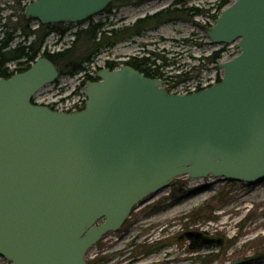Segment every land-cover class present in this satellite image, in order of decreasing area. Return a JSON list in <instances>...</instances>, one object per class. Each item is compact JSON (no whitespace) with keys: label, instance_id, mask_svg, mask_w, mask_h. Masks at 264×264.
<instances>
[{"label":"water","instance_id":"1","mask_svg":"<svg viewBox=\"0 0 264 264\" xmlns=\"http://www.w3.org/2000/svg\"><path fill=\"white\" fill-rule=\"evenodd\" d=\"M116 0H34L24 17L81 23ZM238 42L220 82L175 95L129 66L88 82L85 109L32 97L59 77L39 58L0 78V257L10 264H87V252L178 177L264 181V0H235L207 31ZM190 249L220 245L188 232ZM229 264H243L233 262Z\"/></svg>","mask_w":264,"mask_h":264},{"label":"rangeland","instance_id":"2","mask_svg":"<svg viewBox=\"0 0 264 264\" xmlns=\"http://www.w3.org/2000/svg\"><path fill=\"white\" fill-rule=\"evenodd\" d=\"M222 1H227L226 7L235 0H116L108 11L106 8L87 21L49 25L40 50L42 54L70 48L75 41L74 33L89 25L103 23L105 29L122 30L169 9L177 11L170 21L156 28H144L138 35L101 50L84 65L83 72L59 75L55 83L41 91L45 96L39 97L37 93L33 98L38 103L45 100L41 104H53L52 108L59 111L78 108L85 97L86 83L97 79L100 70L109 69L108 65L122 68L134 58L148 63L154 61L151 68H158L162 87L170 92H191L192 88L216 83L223 74L220 65L238 53L237 43L211 45L207 38V30L213 25ZM28 2L31 0H0V42L10 36L9 49L36 40L35 34L25 39L21 27L13 29L20 17V8ZM54 26L63 33L50 31ZM29 29L39 31V24L31 21ZM220 50L217 61L208 63L206 59ZM25 60L9 62L8 72L13 67H26ZM178 73H184L183 78L188 79L184 84H175L177 81L170 79ZM59 85L67 87L59 93L55 91ZM193 190L200 192L190 195ZM234 209L241 212L228 213ZM256 224L263 225L257 232L243 234ZM158 225L160 230L156 229ZM163 228L166 230L161 231ZM188 232L202 233L221 244L190 249L191 241L184 236ZM107 238L113 241L108 248ZM238 261L264 264V181L254 185L212 176L175 178L163 189L162 195L139 203L118 231L103 236L86 255L87 264H229ZM0 264L10 263L0 257Z\"/></svg>","mask_w":264,"mask_h":264},{"label":"trees","instance_id":"3","mask_svg":"<svg viewBox=\"0 0 264 264\" xmlns=\"http://www.w3.org/2000/svg\"><path fill=\"white\" fill-rule=\"evenodd\" d=\"M17 2L19 0H16ZM119 2V1H117ZM117 2L110 4L105 11H108L112 6ZM128 2V1H126ZM227 1H222L218 7V13L214 16V20L221 13L224 5ZM139 3V2H138ZM199 12V11H198ZM167 14V15H166ZM177 11L170 10L169 12L164 11L158 13L155 16L147 18L145 20H140L135 25L130 28H125L122 30L117 29H105V24L96 23L89 25L86 29L77 31L75 36V41L70 48H67L61 52L57 53H40L42 44L46 37L47 29L49 25L39 26V31H32L29 29V23L33 21L31 18H25L23 14L20 15L18 21L14 24V31L18 27H21L22 34L25 39L29 36L35 34L36 40L28 45H16L14 48L9 49V42L12 40L10 36L6 41L0 42V78L8 79L11 76V73L8 72L6 65L9 62H18L26 59L28 65L22 69H19L18 72L22 73L29 69V63L34 62V60L39 56H43L50 60L59 70V75H76L84 71V65L89 63L95 55H97L101 50L112 48L122 40L135 36L140 33L144 28H156L159 24L164 23L169 19V21L176 17ZM169 15V17H168ZM50 31H62L58 30L57 26H54ZM63 33V32H61ZM222 50L215 52L211 57L206 60L208 63H215L220 57ZM125 65L133 68L140 74H143L146 78L149 79H160V73L157 67L151 68L152 64L155 65V62H149L145 59L137 60L131 59L129 62L124 63ZM110 70L114 69L116 66H107ZM184 73H178L170 77L173 81H177L175 84L184 83L186 80L183 78ZM219 81V80H218Z\"/></svg>","mask_w":264,"mask_h":264},{"label":"bare ground","instance_id":"4","mask_svg":"<svg viewBox=\"0 0 264 264\" xmlns=\"http://www.w3.org/2000/svg\"><path fill=\"white\" fill-rule=\"evenodd\" d=\"M65 87L66 86H60V88L59 89H57V87H55L56 89H55V91H57V90H59L58 92H61V91H63V89H65ZM53 90V89H52ZM162 192H163V190L162 191H159L158 193H156V194H153V195H151L150 197H148L147 199L148 200H150V199H152V198H154V197H157V196H159V195H162ZM200 192V190H193V191H191L190 192V195H197L198 193ZM233 211H240V210H231L230 212H228V213H232ZM241 212V211H240ZM226 224V222L224 223V225ZM263 225V224H262ZM262 225H258V224H256L254 227H251V228H248V229H246L245 230V232L243 233V234H247V233H253V232H257V229L258 228H260V227H262ZM160 228H161V226L160 225H158L157 226V228L156 229H159L160 230ZM166 230V228H163V229H161V231H165ZM105 243H106V246H107V248L108 247H111L112 246V244H113V241H112V239L111 238H107L106 239V241H105ZM169 261H170V259H169Z\"/></svg>","mask_w":264,"mask_h":264},{"label":"built area","instance_id":"5","mask_svg":"<svg viewBox=\"0 0 264 264\" xmlns=\"http://www.w3.org/2000/svg\"><path fill=\"white\" fill-rule=\"evenodd\" d=\"M53 53V52H52ZM26 61V60H25ZM18 69H17V67H13V68H10V71H9V73H14V72H16ZM60 86H65V85H59V86H57V89H59L60 88ZM67 87V86H66ZM66 87H65V89H66ZM204 87H206V86H204ZM197 88H192L191 89V92H193V91H195ZM59 90H57V92H58ZM62 92V91H61ZM61 92H59V93H61ZM187 93H190V91H185V92H183V93H180V94H187ZM39 94H40V96L39 97H41V96H45V95H43L42 94V92L40 91L39 92ZM38 94V95H39ZM84 94H85V89H84ZM38 97V98H39ZM85 101H86V96L84 97V99H83V101L80 103V106L78 107V108H73V109H68V110H66V111H59V110H56V111H59V112H76V111H80V110H82L83 108H84V105H85ZM35 102L37 103V104H41V103H44V102H46L45 100H42V101H40L41 103H38V100H35ZM49 104H51V103H49ZM42 105H46V106H49V105H47V104H42ZM52 106H53V104H51V106H49V107H51L52 108ZM52 109H54L55 110V108H52Z\"/></svg>","mask_w":264,"mask_h":264},{"label":"flooded vegetation","instance_id":"6","mask_svg":"<svg viewBox=\"0 0 264 264\" xmlns=\"http://www.w3.org/2000/svg\"><path fill=\"white\" fill-rule=\"evenodd\" d=\"M135 59V58H134ZM137 60H141V59H137Z\"/></svg>","mask_w":264,"mask_h":264}]
</instances>
